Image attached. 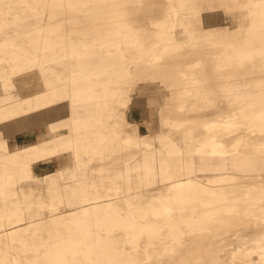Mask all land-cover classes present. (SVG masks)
<instances>
[{"label": "rangeland", "instance_id": "rangeland-1", "mask_svg": "<svg viewBox=\"0 0 264 264\" xmlns=\"http://www.w3.org/2000/svg\"><path fill=\"white\" fill-rule=\"evenodd\" d=\"M102 1L120 9L126 8L122 7L123 1L134 10L144 6L154 8L151 14L162 11L167 2L144 0V3L136 7V2L131 0ZM261 1H185L183 9L199 8L203 13L197 18L191 13L192 23L199 33L185 42L184 50L191 52L190 41H197V48L205 51L201 52L204 63L195 75L202 83H199V88L186 93L182 82L191 77V73L183 71L177 74L178 71L170 69L171 66L163 65L162 62L169 55L155 63L145 56L143 62L136 63L138 50L130 46V43L124 47L120 43V32L115 38L123 49V56L132 57L129 62L122 64L121 71L129 68L130 73L111 72L110 80L107 81L103 68L89 69L90 72L78 67V61L92 64L106 57L108 49L101 43L100 36L102 28L112 24L105 19L107 13L97 12L98 15L94 17L80 18L71 11L76 0H0V121L6 119L14 124L12 130L0 131V258L5 257L11 262L20 258L21 264H32L27 259L33 258V247H39L35 263L50 264L42 256L41 247L65 243L70 237L81 239V232L78 233L71 225L63 224L64 215L73 207L79 208L81 200H86L76 190L92 183L94 187H90L89 191L97 194L102 207L109 200L123 215L132 213L137 216L142 213L140 206L146 208L152 203L157 207L168 205L170 214L178 219L190 214V206L193 204V214L203 216L201 219L204 227L214 225L211 223L213 221L210 222L213 216H217V220L218 217L220 220L226 218L205 239L201 240L197 236L196 244L191 242L193 237L183 222L180 224L181 244L171 238L166 226L162 229L163 239L154 242L152 246H146L145 236L135 245L123 240L120 231H115L118 236L117 246H125L136 259V264H214L211 258L215 254L220 257L219 261L225 263L261 264L258 251L260 246L264 248V135L258 130L257 121L242 118L237 119L241 123L239 129L229 134L220 133L219 136L216 128L210 132L201 130L203 123L216 119L212 113L219 109L231 111L233 107L222 90H219L218 77L211 70L209 60L213 57V51L217 53L223 50L217 42L219 39L224 42V31H218L215 36L203 37L200 27V24L212 19L219 22L221 27L228 24L225 28L232 31L236 23L243 21L241 29L245 30L257 20L261 29L253 38L262 42L256 46L260 52L251 50V55L258 59L262 52L264 56V22L258 15ZM98 2L91 0L90 6L95 4L97 9ZM174 4L177 5L175 1ZM214 16H217V21ZM243 16H246L244 20ZM130 19L133 25L143 27L135 22L142 20L141 17L131 13ZM23 21L33 26L30 31L20 29L18 25ZM94 23L95 31L91 29ZM144 28L147 29L145 25ZM61 32H68L72 41L81 44V49L82 44L92 45L91 55L79 58L70 49H60L55 40ZM82 32L86 34L85 39H80ZM90 36L96 39L92 43ZM14 43L21 44L22 48H16ZM109 51L110 56L116 55L114 59L122 56L113 48H109ZM194 57L193 54H187L178 61ZM54 60L61 61L63 65L62 70H58L56 80H52L51 73L47 72L44 78L51 84L45 88L36 86L40 66L55 68ZM167 61L171 65L169 59ZM231 70L234 71L232 67ZM79 73L85 75L80 82H85L84 85L76 82ZM261 77L264 80V71ZM99 81H107L105 84L110 89L108 95L103 94L104 85L99 84ZM81 86H85L84 91L90 89L99 97H85ZM250 92L251 97H246L249 99L247 103L252 104L256 110L259 107L257 93L254 88ZM8 97L18 105L17 112L9 110ZM36 107L42 108L43 114L34 120L33 110ZM74 107L77 114L73 118L64 117V113L73 111ZM88 109H95L96 112H88ZM75 120H78L81 128L74 129ZM160 122L162 140L161 143L159 139L155 141L162 148L165 147L167 152L176 155L179 151L177 140L185 139L186 135H192L186 144L196 142V146L203 138L221 137L227 151L224 157L247 159L248 162L244 164L237 162L235 169L209 171V175H194V164L190 163L192 160H187V176L182 179L191 180L200 186L205 183L210 186L215 184L213 187L217 190H225L219 200L204 203L195 198L191 204L185 199L175 202L167 195L169 184L142 190L134 173L131 182L124 183L119 179L120 173L116 167L126 158L138 151L143 154L153 152L154 137L151 129H158ZM86 124H89V128H85ZM198 127L200 129L197 130ZM240 135L242 141L233 147L234 139ZM68 139L73 140V143L66 144ZM246 143L250 145L244 146ZM121 152L123 156L119 155ZM24 166L26 171H22ZM49 173L54 174L52 179ZM205 179L214 182L209 183ZM107 185L112 188L106 190ZM32 194H35V198ZM17 208L20 210L21 223L27 226L24 232L26 246L29 248L27 251L22 250L21 243L1 236L7 228L4 217ZM207 208L213 210L205 214L209 210ZM216 209L220 212L215 214ZM147 220L154 218L148 214ZM169 247L176 249V252H166L165 249ZM239 250L243 251L242 257L231 258ZM67 257L69 259L71 254L67 253Z\"/></svg>", "mask_w": 264, "mask_h": 264}, {"label": "bare ground", "instance_id": "bare-ground-1", "mask_svg": "<svg viewBox=\"0 0 264 264\" xmlns=\"http://www.w3.org/2000/svg\"><path fill=\"white\" fill-rule=\"evenodd\" d=\"M136 2V7L144 3V0H131V2ZM174 1L177 5L174 4ZM186 0H167L164 9L160 12L151 14L155 9H148L147 6L140 7L138 9L128 8L126 1H123L122 8L120 9L116 5H106L104 1L99 0L97 9L94 5L90 6L91 0H76V3L73 4L71 11L74 14H77L78 17L84 18L82 16L94 17L98 15L97 12L107 13L108 16L105 17L107 22H111L107 28H102L101 32V43L107 47L106 57L103 56L102 59L96 60V62L88 63L79 62L78 67H82L85 71L86 69L95 70L97 68L105 69L104 76L106 80L109 81V76L111 72L119 71L120 73L126 74L130 71L122 69L121 66L125 61H130L132 57L123 56V49L120 48V43L124 47L130 46L136 47L138 54L135 56L136 63L143 62L145 56L151 58L153 63L159 61L163 56L169 55L168 58L171 65L166 59L162 62L166 67L170 69H175L177 74L179 72H189L191 77L185 79L183 83V90L186 93H189L193 88H199L198 85L202 81L197 79L195 76L198 71L201 69V65L204 63L202 58V53L205 52L197 48V41H190L191 52L184 50L185 42L194 38V35L199 30L193 25L191 13L193 17H201L202 10L199 8H189L183 9V5ZM74 3V2H73ZM128 8V9H127ZM181 9L184 10L182 13ZM131 13L136 16L141 17L142 20H135L136 24H139L143 27H137L133 25V20L130 19ZM147 14V15H145ZM180 15V18H178ZM258 15L260 19L264 22V0L259 3ZM143 16H146L143 19ZM216 21L218 20L217 16H214ZM246 16H243V20ZM39 18L37 17V20ZM243 21L235 24V28L232 31H228L225 27L228 24H225L221 27L219 22L211 21L208 23L200 24V27L203 30V37L215 36L218 31H224V42L222 39H219L217 42L223 50L221 52H212L213 57L210 60L211 70L217 75V86L219 90H222L224 95L230 101L231 111L225 112L224 110L219 109L218 111L212 113L215 115L216 119L214 121L205 122L201 126V130H206L210 132L212 129H217V135L229 134L235 130H238L240 124L237 119H251L252 122L257 121L259 124L258 130L264 135V80L261 77L262 72L264 71V56L262 54L258 59H255L251 55V50L260 52L257 44H260L262 41H256L253 36L256 32L261 29V24L254 21L253 24L249 25L245 30L241 29V24ZM62 24V23H61ZM147 27V29L144 28ZM20 29L25 32H28L32 29V25L27 21H23L18 25ZM93 31H95L96 23L93 24ZM121 33V42L117 41L116 34ZM242 37L240 38V33ZM79 34V33H77ZM69 33H59L56 37L55 44L60 49H70L72 52L79 58L87 57L91 55L92 45L78 44L71 40ZM86 34L84 32L80 33V39H85ZM241 39V41L239 40ZM96 39L93 36H90V42H94ZM50 43V42H49ZM262 44V43H261ZM16 48H22V45L19 43H14ZM109 48H113L116 52L122 54L120 59H114V56H110ZM120 54V55H121ZM187 54L195 55L194 58L186 59L182 62H179L182 56ZM171 58V59H170ZM261 59L263 62L260 61ZM55 68L50 66L42 67L40 66L39 75L36 78V86L38 87H47L51 84L49 81L45 80V73H51L52 80H56L58 77V70H62L63 65L61 61H53ZM231 67L234 71L231 70ZM89 70V71H90ZM90 71V72H91ZM175 72V71H174ZM61 73V72H60ZM184 75V74H183ZM84 73H79L76 76V82H80L84 78ZM241 77V78H239ZM99 81V84L104 85L103 94L108 95L110 89L107 88L106 82ZM83 82L81 85H84ZM95 83V82H94ZM181 83V82H180ZM89 85V81H87ZM87 87V86H86ZM82 93L86 97L97 98V94H94L92 90L84 91L85 86H81ZM254 88L257 93V100L259 107L254 109L252 104L247 103L249 99L246 97H251L250 89ZM96 96V97H95ZM10 100V97H8ZM10 105H8L9 110L17 112L19 107L18 105L10 100ZM182 107V106H180ZM2 109V108H0ZM229 110V109H228ZM34 120H37L42 114V108L36 107L34 110ZM87 111V110H86ZM96 112L95 109H88V112ZM77 114V110L74 107L73 111H66L64 117L68 116L73 118ZM89 124H86L85 128ZM74 129L81 128V124L78 120L74 122ZM14 124L6 119L0 121V131L3 130H12ZM200 129L199 127L197 130ZM221 133V134H220ZM262 135V136H263ZM159 139V143L161 136ZM127 141V139L125 140ZM241 140V135L236 137L233 141V147H237ZM194 151L200 154V170L205 171H217L218 169H235L237 162L241 164L247 163V159H239L235 157L226 158L224 154L227 152L224 144L223 138L217 137H206L199 141ZM73 140L68 139L66 144H72ZM144 143V142H142ZM249 143H246L244 146H249ZM262 147V146H261ZM264 147V144H263ZM190 163L194 164L193 161ZM22 171H26V166L23 167ZM23 173V172H21ZM49 177L52 179L54 174L49 173ZM209 183H213L214 180L205 179ZM168 194L173 201H180L185 199L187 203L194 202L195 198H199V201L204 203H212L219 200L224 194L225 190L218 189L215 184L212 186L205 183V185L200 186V184H194L191 180L188 179H177L169 183ZM90 187H94L92 183H88L87 186H82L77 189V194L86 197V200H79L80 207H73L70 209L69 213L64 215V225L72 226L75 230L81 232L82 238H69L65 243L59 242L55 245H45L42 248L41 254L44 259L50 264H136V259L128 251L125 246H117V238L115 231H120V235H123L122 238L125 241L133 242L137 245L139 239L143 236L146 237L145 244L146 246H152L154 242H158L163 239L162 229L165 228L169 231V235L174 241H180L181 235V222L185 223L191 232L190 235L191 242L196 244L198 242V237H201V240L205 239L209 233H213L216 230L218 225L220 226L224 222V219L217 220V216L211 217L212 227L202 225L203 216L195 215L194 205L192 204L190 214L185 216H180L176 218L170 214V207L165 204H161L159 207L150 203L146 208L142 206V213L135 214L125 213L124 215L117 211V207L109 200L106 201L105 206L102 207L98 196L94 191H89ZM112 187L107 185L106 190L111 189ZM38 194H42L38 193ZM35 198V194H32ZM88 196V197H87ZM208 198V199H207ZM191 204V203H190ZM181 209V207H177ZM207 208L206 210H208ZM211 210L207 211L208 214ZM230 210V209H227ZM19 209H15L12 214L6 215L4 218L7 222V228L4 233L1 235L6 240L17 241L22 244V250L27 251L29 248L26 246V238L24 237V232L27 230V226L20 221ZM220 210L216 209L214 213H219ZM150 214L154 220H147V216ZM217 220V221H216ZM212 228V229H211ZM208 232V233H206ZM243 243V242H242ZM261 249L258 251L259 259L261 264H264V248L260 246ZM34 253L33 258L27 259V261L32 264L35 263V256L39 254V247H33ZM168 253L176 252V249L169 247L165 249ZM67 253L71 254V257L68 259ZM243 251H235L231 258H241ZM220 257L215 254L211 258V262L214 264H234L232 261L230 263L219 261ZM1 264H21L20 258L14 259L11 262L7 258H0ZM169 263V260L167 261Z\"/></svg>", "mask_w": 264, "mask_h": 264}, {"label": "crops", "instance_id": "crops-1", "mask_svg": "<svg viewBox=\"0 0 264 264\" xmlns=\"http://www.w3.org/2000/svg\"><path fill=\"white\" fill-rule=\"evenodd\" d=\"M151 132L154 137L153 152L143 154L142 151H138L126 158L116 167V171L120 173L119 179L122 182H131L134 173L136 174L138 184L142 190L163 187L172 181L187 176V160H192L194 162V175L211 174L209 171L199 170L201 167V155L194 151L196 142L191 145L186 144V141L192 137V135H186L185 139L177 140L176 147L179 148V151L175 155L171 151L167 152L165 147L162 148V146L155 141L163 135L161 122L160 127L154 130L151 129ZM181 137H183V135H181ZM119 155L123 156V152Z\"/></svg>", "mask_w": 264, "mask_h": 264}]
</instances>
